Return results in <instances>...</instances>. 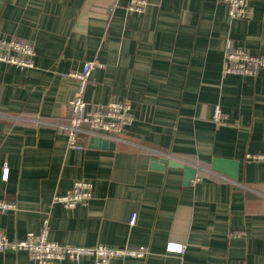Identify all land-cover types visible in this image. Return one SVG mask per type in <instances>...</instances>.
<instances>
[{
    "label": "crops",
    "instance_id": "crops-1",
    "mask_svg": "<svg viewBox=\"0 0 264 264\" xmlns=\"http://www.w3.org/2000/svg\"><path fill=\"white\" fill-rule=\"evenodd\" d=\"M128 1L0 0V36L34 49L30 67L0 60V200L15 203L0 210V232L22 238L46 221L60 244L149 248L112 264H264V68L221 72L227 40L264 55V0H246L243 18L217 0H147L142 13ZM86 60L103 67L84 100L116 96L134 116L113 147L66 144L77 87L68 73ZM214 157L238 161L235 181L211 170ZM154 158L192 165L195 177L184 183L182 168H155ZM82 179L87 203L52 202ZM169 242L183 251L167 252ZM0 264L36 263L7 248Z\"/></svg>",
    "mask_w": 264,
    "mask_h": 264
},
{
    "label": "built area",
    "instance_id": "built-area-1",
    "mask_svg": "<svg viewBox=\"0 0 264 264\" xmlns=\"http://www.w3.org/2000/svg\"><path fill=\"white\" fill-rule=\"evenodd\" d=\"M226 6L228 18H243L247 11L246 0H217ZM147 0H129L126 10L142 13ZM33 46L15 38L0 36V60L17 67L33 65ZM103 64L96 60H86L79 71H71L69 76L77 80V87L67 110V122L64 125L67 147L73 149L85 148L84 138H102L112 142L123 141L122 134L132 123L134 116L129 103L116 96L111 97L105 104H90L84 100V92L94 69L102 68ZM264 68V55L250 54L246 49L234 46L230 40L226 41L221 72L223 75L240 74L255 75ZM214 120H219L221 110L214 108ZM263 155H252L260 157ZM250 157V155H247ZM7 175V168H3V176ZM92 198V183L88 180H76L63 193L54 194L52 202L60 203L66 208H73L77 204H85ZM15 208V203L0 200V210ZM135 220L132 213L130 223ZM23 250L31 261L36 264H53L60 260H79L83 257L92 258V264H112L114 260L126 258H147L150 255L146 245H125L110 247L103 244L82 246L60 244L49 240L46 221L38 232H27L18 238L0 232V251L4 249ZM183 244L169 242L167 252H182Z\"/></svg>",
    "mask_w": 264,
    "mask_h": 264
},
{
    "label": "water",
    "instance_id": "water-1",
    "mask_svg": "<svg viewBox=\"0 0 264 264\" xmlns=\"http://www.w3.org/2000/svg\"><path fill=\"white\" fill-rule=\"evenodd\" d=\"M91 142L94 144V146L101 148L114 146V142L98 137L92 138ZM165 163H167V166L179 167L184 170V183H189V181L195 177L196 168L192 165L185 164L183 162L174 159H170L168 161H166V159L164 158L152 159V166L158 169H162ZM210 168L212 171L217 172L233 181L237 179V171H238L237 160L214 157L211 160Z\"/></svg>",
    "mask_w": 264,
    "mask_h": 264
}]
</instances>
